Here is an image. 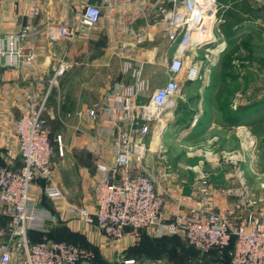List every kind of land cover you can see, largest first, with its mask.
<instances>
[{
  "label": "built area",
  "instance_id": "built-area-1",
  "mask_svg": "<svg viewBox=\"0 0 264 264\" xmlns=\"http://www.w3.org/2000/svg\"><path fill=\"white\" fill-rule=\"evenodd\" d=\"M219 8L218 0H169L168 7L159 9V15L162 23L169 27L168 40L176 42L178 37L179 40L178 53L166 66L168 81L151 92L147 104L135 105L133 97L148 91L149 83L142 78L139 65L125 64L123 72L134 82L119 83L107 108L79 113L80 119L87 116L115 130L111 144L113 157L110 162L95 166L94 206L68 204L67 210L79 221L96 225L111 242L122 240L127 227L150 229L156 236L181 234L189 246L202 252L225 249L233 240L230 264H264V213L258 209V199L242 177L237 185L226 190L228 196L236 199V208L245 211L241 217L234 218L230 211L215 208L210 184L204 175L197 177L195 188L189 194L193 200L178 201L184 208L178 207L167 214L164 198L156 190L157 180L145 170L150 146L163 130L158 116L180 90L178 75L184 74L188 81L199 77V65L191 61L186 64L183 52L193 48V43L215 42L212 34L222 22L218 16ZM39 12V3H33L32 17L38 16ZM101 16L100 7L88 2L73 31L66 26H49L45 37L49 43L61 38L71 39L80 27H94ZM31 33V25L26 24L20 31L0 37V66L19 69L36 62L35 51L24 45ZM65 70L63 61L53 66L43 98L36 100L28 91L24 92L21 115L14 124L21 167L18 170L0 167V203L2 213L8 217L7 238L0 243V264H90L94 258L92 251L67 241L30 244L27 236L29 228L43 229L46 220L41 212L36 214L28 210L33 182L42 181L41 191L45 197H62L52 163L54 149L58 155H63L62 137L50 136L43 115L48 94ZM155 122L161 123L158 128ZM100 140L95 142L101 144ZM231 159L228 158L230 162ZM170 175L168 166L160 177ZM261 189L264 192V183ZM0 235H3L2 231ZM124 264H135V261H124Z\"/></svg>",
  "mask_w": 264,
  "mask_h": 264
},
{
  "label": "crops",
  "instance_id": "crops-1",
  "mask_svg": "<svg viewBox=\"0 0 264 264\" xmlns=\"http://www.w3.org/2000/svg\"><path fill=\"white\" fill-rule=\"evenodd\" d=\"M36 2L40 5V12L38 16L32 17L31 7ZM88 2L100 7L102 16L99 22L91 29L80 27L71 39L61 38L56 42L49 43L45 37L46 29L49 26H66L73 31L78 26L81 11ZM168 6L169 0H0V37L16 33L24 25L29 24L32 27V33L24 45L32 48L37 55L34 64L21 66L19 69L0 66V167H7L11 170H18L21 167L14 136V124L21 115L24 92L28 91L36 100L43 98L48 88L52 68L60 61L66 65L65 77L70 71L79 74L83 68L77 69L78 67L90 63L96 64L105 56L107 57L105 60L107 65L114 60V63L118 62L116 75L118 84H132L134 82L129 74L123 72L125 64H130L132 67L139 65L142 68V78L149 83V89L133 97L132 101L135 105L147 104L151 92L155 89L151 87L153 75L162 72L160 87L163 86L169 79L166 66L178 53L179 37L176 42L168 40L169 27L162 23V18L159 15V9ZM225 7L227 8V6ZM253 23L257 25L258 29L260 26L263 27V23L258 19L255 22L244 24L241 29L242 34L246 32L245 29L251 28ZM138 34L141 36L138 37ZM252 36V41H254L252 44L256 43L258 46L264 42V32L258 30L256 33L252 32ZM98 51L104 52L99 54ZM197 51L200 49L194 47L186 49L183 52L184 62L186 64L190 61L195 62L194 58L197 56ZM246 51L252 50L247 49ZM90 57L95 58L89 61ZM242 63L244 64V68H242L244 73L246 70H251L257 72L258 75L257 67L256 69L250 67L251 59H246ZM177 79L181 86H184L185 83L189 86L194 84L193 81L185 80L184 74L178 75ZM242 84L256 88L263 86L258 80H250ZM256 97L258 102L259 95ZM212 99L217 98L205 95L198 97L176 94L164 110L170 109L179 102L188 101L202 105L205 101ZM110 104L111 100L109 99L107 104H101V108H107ZM231 109L232 106L230 105ZM202 115V112L197 116L196 114L193 115L190 128H185L186 130L182 131L180 135L179 144L174 145L172 143V146H176L185 152L200 153L202 159L192 163L191 166L198 169L203 168L209 172L210 181L208 183H211L210 190L217 202L215 207L223 210L221 189L226 186L237 185L238 177L241 176L236 168L231 166L229 157H227L228 153L233 151L232 138L237 136L231 125L227 126L222 123L220 118L222 113L218 112L212 113V120L208 122L205 128L199 130L201 124L199 117ZM172 124V120L168 117L163 131L169 134L171 130H174L171 127ZM120 126L125 129L124 125L120 124ZM237 129L238 135L243 137L241 130H245V128L240 125ZM109 131L112 134L115 133V130L109 129ZM109 131L107 130V133ZM99 136L98 134L96 139L100 140ZM104 139L105 137L101 140ZM148 140L149 136L146 137L147 142ZM87 141L85 139L81 145L72 146L71 151L75 152L77 161L71 165L63 162L62 171L68 173H63V182L85 183L87 176H95L96 164L111 161L113 157L111 138L107 140L111 143H105L106 145ZM165 141L169 144L168 137L165 138ZM208 153H211L212 156L210 160L206 159L210 156ZM87 161L90 166L95 164L89 170L86 169L88 168L85 164ZM188 163L168 158L167 163L163 166L162 171H164L165 166L170 167L171 175L161 180L160 183L157 182L156 190L164 198V209L167 214L178 207L184 208V206L178 205V201L186 199V196L191 192L194 177L196 179L198 177L187 169V166H190ZM148 165H152L151 159H148ZM241 165L239 164V167ZM149 172L153 174L152 170ZM65 176H69L70 179H65ZM41 185L42 181L39 179L33 182L30 188L28 210L36 212V214L41 212L46 216V220L43 222V229L36 227L28 229L27 236L30 244L39 241L58 242L66 240L84 249L95 250L102 256H108L111 253H121L138 243L139 236L134 235V231L130 227L125 229L122 240L111 242L105 238L96 225L85 224L79 221L76 216L71 215L67 210L68 204H79L80 201L75 200L65 185L60 184V181L58 185L62 190L61 198L49 199L45 197L41 191ZM79 188H81L80 193L82 195L83 187L80 185ZM76 190L78 191V189ZM81 197L85 198L84 196ZM90 200L88 196L87 205L94 206L95 191L94 200ZM7 223L8 217L2 213L0 203V231L3 232V235H0V243L7 238ZM134 236L138 239L135 240ZM164 236L172 235L166 234ZM181 238L183 239V236Z\"/></svg>",
  "mask_w": 264,
  "mask_h": 264
},
{
  "label": "rangeland",
  "instance_id": "rangeland-1",
  "mask_svg": "<svg viewBox=\"0 0 264 264\" xmlns=\"http://www.w3.org/2000/svg\"><path fill=\"white\" fill-rule=\"evenodd\" d=\"M248 1L253 8L258 10L264 6V0ZM225 9V6L219 8L222 13ZM260 22L262 23L261 20ZM221 23L215 27L212 34L215 42L200 48V51L196 52L197 56L194 61L200 68L199 77L193 81L194 84L192 86L185 83L177 93V95L198 97L205 95L216 97L217 99L207 100L202 105H196L188 101L179 102L170 109L163 110L160 117L163 128L169 117L172 120L173 124L171 127L174 130H171L169 134L162 130L158 139L153 140L150 152L147 153L145 159V170L150 176L157 179L156 182L160 183L161 180L166 179V177H160V173H163V166L167 163V159L170 158L175 161L189 162L188 165L190 166H187L189 171L193 172L195 176L204 175L206 180L209 178L208 181H210L207 170L203 168L194 169L191 166L192 163L202 159V156L199 155L200 153L182 151L176 146L173 147L172 143L174 145L179 144L180 135L182 131L190 128L194 114L197 116L200 112L203 113L199 117L201 124L198 128L202 130L212 120V113H222L220 117L222 123L227 126L231 125L237 136V139L235 136L232 138L233 151L228 153L227 157L232 158L231 166L236 168L241 175L238 179L240 177L243 178L248 188L258 199V209L264 213V192L261 189V184L264 183V42L258 46L256 43L252 44L254 42L252 41V32L256 33L258 31V27L254 23L250 24L251 28L245 29L246 32L244 34L240 30L233 38L226 40L222 34ZM4 36L2 35V37ZM221 44L223 46L218 51V47ZM247 49L252 51H246ZM98 52L101 54L104 51ZM248 53L249 56H247ZM94 58L90 57L89 61ZM106 59L107 57L104 56L96 64L81 65L77 68H83L79 74L70 71L67 76L64 77L63 75L58 80L57 85L50 90L43 115L45 128L49 131L50 136L61 135L62 137L63 155H58L54 149L52 157L55 179L59 180L62 186L65 185L75 200L84 204L89 202L88 196L91 199L90 201L94 200V182L96 177L94 175L87 176L85 183L63 182V173H68L67 171H62V168L64 167L63 162L71 165L74 161H77L75 152L71 151L73 145H81L85 139L95 143L98 134L101 139L105 137L102 141L106 142L101 143L102 145L111 143L107 141L108 138H111L113 142V135L109 131L110 128L87 116H83L81 119L78 117L79 113L85 110H99L101 104L104 103L105 97H107V100H111L117 88L118 62L114 63V60L107 65L105 63ZM246 59L252 60L250 67L253 69L257 67L258 75L257 72L251 70L243 72L244 64L242 62ZM161 78L162 72L161 74L158 72L153 75L151 87H160ZM250 80H258L263 86L256 88L242 84ZM257 95H259L258 102L256 101ZM230 105L232 106L231 110ZM173 118H175L174 121ZM155 124L158 128L161 123L155 122ZM240 125L245 128V130H241L243 131L241 132L243 137L237 133V128ZM107 130L109 133H107ZM166 137L169 138V144L165 141ZM208 154L210 156H206V159H212L211 153ZM148 159L152 160L151 166L148 165ZM85 164L88 170L95 165L91 164L90 166L88 161ZM239 164H242L241 167H239ZM149 170H152L153 174ZM66 178L70 179L69 176H65ZM195 184L196 177H194L191 184V192L194 190ZM80 185L83 187L82 195L80 193ZM226 187L221 189L223 193L221 201L223 202L224 210L230 211L234 218L243 216L245 211H240L236 208L237 201L232 196L227 195L226 190L229 187ZM192 200L193 198H189V195L184 199V201L188 202ZM213 201L214 204L217 203L214 198ZM132 230L134 235L139 236V239L134 236L135 240L138 239L137 244L121 253H111L108 256H102L98 253L100 256L95 264H124V261L128 260L135 261V264H213L212 260L227 259V255L223 250L202 252L191 248L180 235L157 238L149 229Z\"/></svg>",
  "mask_w": 264,
  "mask_h": 264
},
{
  "label": "trees",
  "instance_id": "trees-1",
  "mask_svg": "<svg viewBox=\"0 0 264 264\" xmlns=\"http://www.w3.org/2000/svg\"><path fill=\"white\" fill-rule=\"evenodd\" d=\"M218 2L221 8L222 6H227V8L224 10L223 13L221 12V10H219L218 12V16L221 17L222 19V23L220 27L222 28V34L226 40L233 38L237 34V32L243 28L244 24L255 22L258 19L261 20L263 23V27L260 26L262 28L259 27L258 30L260 32H264V18H263L264 6L260 7V10L255 9L250 5L248 0H218ZM136 229L139 230V229H144V228H136ZM164 235L166 234L161 235L160 238H163ZM175 235L177 234H173L172 236H175ZM180 236H183V235L180 234ZM183 240L186 242V240L184 239V236H183ZM39 242H42V241H39ZM67 242H70V241H67ZM70 243H73V242H70ZM73 244L77 245L75 243ZM77 246L81 247L79 245ZM232 248H233V240L230 242L229 246L226 247L225 249H213L210 251L223 250L225 254L227 255V259H222V260L230 264V251L232 250ZM87 250L92 251L94 254V258L90 264H95L100 255L95 250H92V249H87Z\"/></svg>",
  "mask_w": 264,
  "mask_h": 264
},
{
  "label": "water",
  "instance_id": "water-1",
  "mask_svg": "<svg viewBox=\"0 0 264 264\" xmlns=\"http://www.w3.org/2000/svg\"><path fill=\"white\" fill-rule=\"evenodd\" d=\"M212 43H213L212 40H207V41L205 40V41L200 42V43H193L192 47L200 49V48L204 47L205 45L212 44ZM104 103L107 104V97H105ZM105 107H106V105H105ZM163 130H164V128H163ZM211 262L213 264H228L227 262H225L222 259L212 260Z\"/></svg>",
  "mask_w": 264,
  "mask_h": 264
},
{
  "label": "bare ground",
  "instance_id": "bare-ground-1",
  "mask_svg": "<svg viewBox=\"0 0 264 264\" xmlns=\"http://www.w3.org/2000/svg\"><path fill=\"white\" fill-rule=\"evenodd\" d=\"M213 51V50H212ZM161 115V114H160ZM160 115L158 116V118H160Z\"/></svg>",
  "mask_w": 264,
  "mask_h": 264
}]
</instances>
